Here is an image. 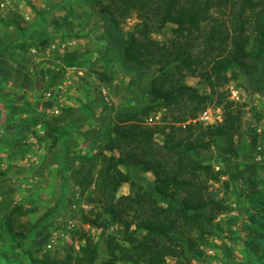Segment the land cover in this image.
<instances>
[{
  "label": "trees",
  "instance_id": "trees-1",
  "mask_svg": "<svg viewBox=\"0 0 264 264\" xmlns=\"http://www.w3.org/2000/svg\"><path fill=\"white\" fill-rule=\"evenodd\" d=\"M88 2L102 21L120 66L125 72H137L139 91L152 99L142 109L120 110L106 128L107 139L97 159L86 157L71 172L74 185L90 193L91 208L82 217L84 223L101 230L99 238L83 233L79 248L70 246L71 252L61 260L48 253L44 257H34L30 250L26 253L32 264H97L106 245L103 264H191L192 259L207 254L204 246L214 245L208 235L217 225V216L231 211L227 201L210 189L211 182L229 173L228 162L243 152L236 138L243 126L245 104L231 99L226 85L241 78L239 85L244 84L250 93L264 89V0ZM133 12L139 21L124 31L122 23ZM78 49L54 52L65 67H72L78 64ZM153 69L154 81L143 82ZM98 74L97 90L101 93L102 80L111 77ZM188 74L199 77L198 84H188ZM212 104L222 109L221 121L187 122ZM161 108H171L162 112L161 122L145 123L147 116ZM72 110L65 106L50 119V130L57 138L64 134L61 124ZM158 132L164 137L162 143L156 139ZM251 132L255 144L245 145L253 146L257 155L261 152L258 135L255 128ZM214 148L218 155L213 158L219 156V167L203 153ZM133 168L153 172L154 183L145 190L119 195L122 185L133 181ZM256 173L264 176V163ZM236 176L234 173L232 178ZM246 197L249 209L256 208L261 215L252 218V226L243 228L250 227L254 241L263 248L264 187ZM35 211L18 204L5 213L1 225L4 242L25 238V225L18 220ZM113 225L120 226L121 235L109 233ZM259 255L264 260V249Z\"/></svg>",
  "mask_w": 264,
  "mask_h": 264
},
{
  "label": "rangeland",
  "instance_id": "rangeland-1",
  "mask_svg": "<svg viewBox=\"0 0 264 264\" xmlns=\"http://www.w3.org/2000/svg\"><path fill=\"white\" fill-rule=\"evenodd\" d=\"M1 2L6 4L0 5V137L4 134L0 151H7V156H0V264H32L27 250L34 257H44L48 253L61 260L71 252L70 246L79 248L83 233L94 239L101 234L100 229L83 221V214L91 208L90 193H83L74 185L71 172L86 157L97 159L107 139L106 128L110 121L117 119L120 110L142 109L152 98L139 91L137 72H125L120 66L103 32L102 21L88 0ZM26 6L31 8V13H27ZM13 8L29 18L17 16L19 12ZM13 20L22 29L17 28ZM137 21L139 16L133 12L130 20L123 21V30L127 31ZM61 37H75L80 41L75 66L83 68L82 77L74 66L65 67L58 55L48 49L51 41ZM155 37L162 39L161 35ZM34 45L39 47V53H31L29 47ZM154 72L155 69L149 71L143 82L154 81ZM98 73L111 77L102 80V86L109 92V101L97 90ZM185 81L196 85L199 77L188 74ZM242 82L241 78L232 79L226 88L231 99L245 104L243 126L236 138L243 152L241 150L228 162L229 173L211 182L210 188L217 198L227 201L231 211L217 216L214 220L217 225L208 235L214 245L204 246L207 254L192 259L191 264H264L259 255L264 246L254 241L250 227L243 228L252 226V218L261 215L258 209H249L251 203L246 196L264 187L261 182L264 176L256 173L259 164L264 163V89L250 93L244 84L239 85ZM232 89L238 90L239 100L232 97ZM48 91H52L51 97L47 96ZM58 97L63 99L62 103L76 105L61 124L64 134L60 138L50 130L49 124L50 119L58 115L53 112ZM160 110L163 114L169 111ZM251 128H255L258 135L257 149L261 152L257 155L253 146L245 145V142L255 144ZM163 138L160 132L156 134L159 143ZM218 142V145L224 144L223 140ZM203 153L216 167L221 166L219 156L213 158L216 153L218 155L216 148ZM132 172L133 181L124 183L119 195L145 190L149 183H154L153 172H141L136 168ZM234 173L237 176L232 178ZM18 204L36 211L18 220L25 225V238L9 244L3 240L2 217ZM67 219L75 221V228L67 226ZM39 222L41 224L37 225ZM119 229V225H113L109 233L121 235ZM52 239L55 244L49 247ZM107 250L103 245L97 264H103ZM72 252L75 253L73 249Z\"/></svg>",
  "mask_w": 264,
  "mask_h": 264
},
{
  "label": "built area",
  "instance_id": "built-area-1",
  "mask_svg": "<svg viewBox=\"0 0 264 264\" xmlns=\"http://www.w3.org/2000/svg\"><path fill=\"white\" fill-rule=\"evenodd\" d=\"M5 4H6V2H1L0 5H1V7H4ZM127 19L130 20V18H127ZM79 44H80V41L75 37L58 38L51 43L50 49L52 51H59L60 53H64L66 51H72L74 49H77L79 47ZM30 51H31V53H39V47H31ZM73 68L77 69V74L79 76L82 77L84 75L83 68L76 67V66H74ZM100 89H101V93H102V96L105 99V101H109V92L107 91V89L103 86H101ZM231 92H232V97L239 100L238 90L232 89ZM47 96L51 97L52 91H48ZM57 100H58V104L55 107H53L54 114H60L63 107L70 105V103H68V102L62 103L63 99L61 97H58ZM161 118H162V111L159 110V111L153 112L152 114L147 116L145 119V123L156 124V123L161 122ZM197 120L201 121L205 124H212V123L219 122L222 120V109L220 107L208 105L204 108V110H202L198 114L197 117H195L193 119H189L187 122H190V121L194 122ZM77 198H79V195H77L76 199ZM75 206H76V203L74 201L73 207H75ZM67 226L69 228L73 229V228H75L76 223L73 219H69V220L67 219ZM54 244H55V239H52L51 242L48 244V246L52 247Z\"/></svg>",
  "mask_w": 264,
  "mask_h": 264
},
{
  "label": "crops",
  "instance_id": "crops-1",
  "mask_svg": "<svg viewBox=\"0 0 264 264\" xmlns=\"http://www.w3.org/2000/svg\"><path fill=\"white\" fill-rule=\"evenodd\" d=\"M39 1H42V0H39ZM34 4V3H33ZM35 4H36V2H35ZM42 5H44V4H42ZM39 6H41V3H39ZM39 8H42L43 9V7H39ZM14 9V8H13ZM26 11H28L27 13L29 14V13H31V12H29V11H31V8L30 7H28V6H26ZM14 10H17V9H14ZM19 13H16V15L17 16H19V17H22V19H28L29 17H28V15H25V13L24 12H22V11H19V10H17ZM69 106H71L72 108H75L76 107V105L75 104H73V103H70V105ZM3 136H4V134H1V137H0V140H2L3 139ZM25 138V137H24ZM23 138V139H24ZM21 140L22 139H20V142H21ZM6 152L7 151H3V152H1L0 151V156H4V155H6ZM7 156V155H6Z\"/></svg>",
  "mask_w": 264,
  "mask_h": 264
}]
</instances>
